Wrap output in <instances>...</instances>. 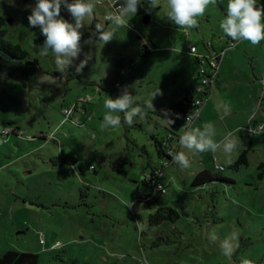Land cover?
Returning a JSON list of instances; mask_svg holds the SVG:
<instances>
[{"label": "rangeland", "instance_id": "obj_1", "mask_svg": "<svg viewBox=\"0 0 264 264\" xmlns=\"http://www.w3.org/2000/svg\"><path fill=\"white\" fill-rule=\"evenodd\" d=\"M217 1L197 27L185 30L168 20L167 0L155 9L141 0L134 17L121 25L110 20L112 40L81 42L79 56L61 71L51 51L40 54L46 37L29 24V5L37 0H0L6 40L38 61L29 67L62 76L91 55L68 84L34 91L22 78L8 80L0 72V256L32 253L38 264H264V177L258 169L264 161V47L256 48L255 59L245 49L249 42L227 49L214 95L188 129L174 108L190 92L196 97L200 86L190 46L202 51L206 39L222 43L213 35L226 16L219 6L227 10L228 0ZM111 3L98 0L81 31L92 32L94 19L106 23ZM125 87L142 115L129 124L121 112L118 127L102 128L105 99L118 98ZM149 101L153 108L146 107ZM164 109L179 119L172 115L175 123L165 122ZM206 123L220 145L214 153L173 140L172 158L183 152L188 167L159 157L153 137L162 142ZM227 140L236 142L230 153L223 148ZM247 149L248 164L232 168ZM120 154L130 160L124 173L112 168ZM152 167L162 172L167 193L147 202L150 186L144 182ZM203 171L218 180L194 187ZM166 206L181 219L151 227L150 215Z\"/></svg>", "mask_w": 264, "mask_h": 264}, {"label": "clouds", "instance_id": "obj_2", "mask_svg": "<svg viewBox=\"0 0 264 264\" xmlns=\"http://www.w3.org/2000/svg\"><path fill=\"white\" fill-rule=\"evenodd\" d=\"M96 3L98 0H72L71 3L69 0H37L34 7L29 5L31 8V14L28 16L30 26H39L43 36L46 37L40 54L47 56L51 51L55 56V63L61 71L63 66L72 65L74 58L79 56L82 35L80 30L84 26V18L93 14ZM215 3L216 0H167L168 20L181 29L195 28L198 25V18L204 15L206 8ZM140 4L141 0H123L116 12L107 18L113 20L117 25H121L128 17H134L137 14ZM148 4L151 9L158 8L159 0H148ZM62 5L71 14L75 24L58 18L61 14ZM219 27L225 36L231 38L232 41L245 40L252 45H258L264 40V7H258L257 0H228L226 16L220 21ZM96 30L100 43L106 44L112 40L113 33L102 30L101 25L97 24ZM90 59L91 55L86 54L85 59L76 67V72L80 73ZM133 103L134 97L127 87L122 89L118 98L108 97L105 99L104 108L106 111L101 127L105 129L118 127L121 122L119 115L121 112L125 113L127 123L131 124L134 116L142 115L140 107H131ZM146 107L153 108L152 101L147 102ZM172 115H176V118L179 119L178 114L164 109L161 119L174 124ZM186 119L187 121L190 120L191 114ZM63 123L64 121H61V124ZM58 127L53 129L52 136L55 135ZM211 128L212 126L206 123L203 130L192 129L176 137L180 138V144L184 148L197 152L211 151L214 153L220 145L211 138ZM235 147L236 142L234 140H227L223 145L226 153L232 152ZM173 161L182 168L189 165V161L183 152L175 154Z\"/></svg>", "mask_w": 264, "mask_h": 264}, {"label": "trees", "instance_id": "obj_3", "mask_svg": "<svg viewBox=\"0 0 264 264\" xmlns=\"http://www.w3.org/2000/svg\"><path fill=\"white\" fill-rule=\"evenodd\" d=\"M71 2H72V0H69V3H71ZM122 3H123V0H118L116 5H120ZM111 14H114V12L112 11ZM62 16H63V19L65 21L72 23V24H75L74 19L72 18L71 14L67 11V9L65 7H63ZM108 16L109 15H107V17ZM107 17L105 20L106 23H103L98 19H94L92 22V25H91L92 32H83L80 30L82 33L80 43L87 41L89 39L99 40L98 39V33L96 30V25L97 24L101 25L102 30L106 31L108 23L111 20V19H108ZM6 23L7 22L5 21L4 17L0 16V53L10 57L11 59H13L15 62H17L20 65H25V66L37 65V62H38L37 60H34L33 62H30L28 60L29 54L27 51L22 49L19 45H15L12 42L6 40V38H5L6 37V31L4 29V26H6ZM42 39H43V37H42ZM230 42H231V38H230V41H228V47H229ZM208 43H210L213 46V43L211 42V40H206L204 42V47H206L207 51L210 50L207 48ZM43 44H44V42H43ZM192 47H190V49ZM227 48H224V49H227ZM201 54H203V53H201ZM191 98H192L191 96H189V97L186 96L182 100V102L177 103L174 107L176 109L177 113L184 118V121H185L186 116L190 113V110H191V106H190ZM204 107H206V105ZM15 132L16 131L14 130L12 133H15ZM3 133H4L3 135H6V136L10 135L9 131H4ZM41 138L45 139V137H41ZM155 141H156V147H157L159 157L167 158L168 160H170V159L173 160L171 155L166 154V152L164 151V144H165L166 148L169 147L168 146L169 144L167 145V141L165 140V141L161 142V141H158L156 139H155ZM248 154H249V150L248 149L244 150L241 153V155L239 156L238 160L234 164H232L231 167L234 169H238L242 165H247L248 164ZM129 163H130V160L128 158V155L120 154L119 156H117L113 160L112 168L119 173H124V169L127 165H129ZM91 168H93V167L91 166ZM258 169L260 171L259 177L263 178L264 177V161L262 163H260V165L258 166ZM158 170H159L158 168L154 169L153 172L151 173L150 177H155L156 176L155 172ZM216 180H218L216 175H214L210 172H207V171H203L194 177L192 185L194 187H200V186H204L205 184H207L209 182H214ZM160 182H161V180H160ZM144 183L148 184L147 181ZM148 185L150 186V193L147 194L148 195L147 197L149 198L152 195L153 196L148 200L144 196L143 200H145V201L147 200V202H148V201L154 199L155 195L157 193L163 194L161 192H155L153 187L151 186V184H148ZM179 219H181V214L178 211H176L174 208L166 206V207L160 208L154 214L150 215L149 224L151 227L158 226L159 224L163 223V221H165V220H168L172 224H175ZM38 261H39L38 255L32 254V253H17V252L9 251V252L5 253L4 255L0 256V264H38Z\"/></svg>", "mask_w": 264, "mask_h": 264}, {"label": "built area", "instance_id": "obj_4", "mask_svg": "<svg viewBox=\"0 0 264 264\" xmlns=\"http://www.w3.org/2000/svg\"><path fill=\"white\" fill-rule=\"evenodd\" d=\"M109 2V0H105V2ZM101 2V0H99ZM118 0H112V3L109 5L111 7V10L115 13L119 5H116ZM238 43V41H232L229 44L230 47H234ZM212 45L210 43L207 44V48L211 49ZM227 49H224L220 51L219 53H210V54H198L197 49L195 47H192L190 49V53L195 55V57L198 60L200 71H199V80H200V86L196 90V97L192 95L190 106L191 110V119L187 121V115L183 124L184 129H188L193 123L196 121L198 117H200L201 111L205 106V103L209 102V100L213 96V89L216 79L219 76L220 67L222 64V61L225 57ZM66 114L70 113V110L65 111ZM179 138V137H178ZM177 138V139H178ZM174 140V136L172 134L167 137V145L171 140ZM180 142V138L178 140ZM176 152V149L173 147L169 150L167 153L168 155H171V153ZM172 157V156H171ZM172 161V160H170ZM155 177H149L146 181L148 184H151L155 192H161L165 194L167 192L165 186L161 184L160 178L162 175V172L160 170L155 172ZM161 186V187H160ZM153 193V192H152ZM148 195H145L146 199H150L151 197H147Z\"/></svg>", "mask_w": 264, "mask_h": 264}, {"label": "water", "instance_id": "obj_5", "mask_svg": "<svg viewBox=\"0 0 264 264\" xmlns=\"http://www.w3.org/2000/svg\"><path fill=\"white\" fill-rule=\"evenodd\" d=\"M150 16L148 14L144 15V23L148 24ZM12 24V21L9 20ZM76 69L68 70L62 76H49L37 71L33 67L23 66L15 62L10 57L0 53V72L8 80H14L17 78H22L27 82L31 91L35 89H43L45 87H54L61 83H69V75Z\"/></svg>", "mask_w": 264, "mask_h": 264}, {"label": "crops", "instance_id": "obj_6", "mask_svg": "<svg viewBox=\"0 0 264 264\" xmlns=\"http://www.w3.org/2000/svg\"><path fill=\"white\" fill-rule=\"evenodd\" d=\"M218 3L220 2V0H218L217 1ZM221 3V2H220ZM220 3H219V5H220ZM222 5V6H221ZM221 5L219 6V8H221V11L222 12H227V10H226V6L224 5V4H222L221 3ZM228 5V4H227ZM257 6L258 7H264V0H257ZM226 15V14H225ZM217 31L214 33V35H213V38H218V39H220L219 41H221L222 43H219V44H215V43H213V46H212V48L209 50V51H207V49L205 48L204 50L202 49V51H199L198 50V47L197 46H195V45H191L190 47H196L197 48V53L198 54H201V53H203V54H210V53H219L220 51H222V50H224V48H227V45H228V41H230V38H228V37H226L225 36V34L222 32V30L220 29V27H218L217 29H216ZM215 35H216V37H215ZM225 37V38H224ZM226 39V41H224ZM206 40H208V39H206ZM206 40H204V42L206 41ZM212 41V40H211ZM242 41V40H241ZM241 41H238V43H240ZM225 42H226V44H225ZM246 42H249V41H245V40H243V45L246 43ZM238 43H236V44H238ZM223 44H225L224 46H223ZM222 46V49H220V47ZM240 46V45H239ZM238 46V47H239ZM250 46V47H249ZM264 47V40H262L258 45H252L250 42L248 43V44H245V49L247 50V51H249L250 49V51H252V56H253V59H255L256 58V53L254 54V52H257V49L258 48H260V49H262ZM229 48V47H228ZM227 48V49H228ZM237 48V47H236ZM257 48V49H256ZM190 49V48H189ZM190 50H188V53L189 54H191L190 52H189ZM228 52V51H227ZM191 55H193V54H191ZM194 57H195V55H193ZM226 56H227V53L225 54V57H224V61H225V59H226ZM196 58V57H195ZM196 61H197V58H196ZM224 61L222 62V64H221V67H220V71H219V76H220V74H221V72H222V68H223V66H224ZM230 61V60H229ZM197 63H198V61H197ZM228 63V62H227ZM254 63V62H253ZM199 64V63H198ZM226 64V63H225ZM255 69V73H257L258 74V72H259V68H257V66L256 67H254ZM263 73H264V71H263ZM218 76V77H219ZM257 76V75H256ZM198 78H199V75H198ZM218 79V78H217ZM217 79H216V81H215V83L217 82ZM196 91V90H195ZM193 95V92H190L189 94H187L186 96H192ZM214 95V94H213ZM213 97V96H212ZM176 105V104H175ZM175 105H174V107H175ZM206 107H204L203 109H202V111H201V113L202 112H204V109H205ZM200 116H201V114H200ZM197 121V120H196ZM198 122V121H197ZM196 122V123H197ZM195 123V124H196ZM194 124V123H193ZM170 134H173V133H170ZM153 138H155L156 140H158V138H156V137H153ZM174 140H176L177 141V137H174ZM159 141V140H158ZM177 142H179V141H177ZM173 161V160H172ZM156 168H158V167H152L151 168V173L153 172V170L154 169H156ZM151 173H150V175H151ZM149 175V176H150Z\"/></svg>", "mask_w": 264, "mask_h": 264}, {"label": "flooded vegetation", "instance_id": "obj_7", "mask_svg": "<svg viewBox=\"0 0 264 264\" xmlns=\"http://www.w3.org/2000/svg\"><path fill=\"white\" fill-rule=\"evenodd\" d=\"M172 141H173V139L169 142V145H168L169 147H167V148H166V146H165V144H164V151L166 152V154H167V153L169 152V150L172 148V147H171V142H172ZM165 149H168V151L165 150Z\"/></svg>", "mask_w": 264, "mask_h": 264}]
</instances>
